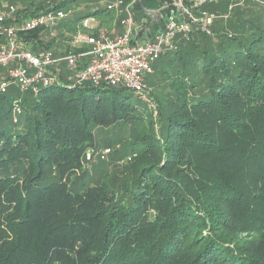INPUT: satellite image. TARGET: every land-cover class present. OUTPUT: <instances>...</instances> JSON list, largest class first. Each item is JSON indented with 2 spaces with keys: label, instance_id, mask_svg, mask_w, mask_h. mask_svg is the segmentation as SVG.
<instances>
[{
  "label": "trees",
  "instance_id": "obj_1",
  "mask_svg": "<svg viewBox=\"0 0 264 264\" xmlns=\"http://www.w3.org/2000/svg\"><path fill=\"white\" fill-rule=\"evenodd\" d=\"M77 1L8 0L16 20ZM118 1L20 38L63 55L79 29L113 36L127 6L148 37L178 11ZM183 2L214 17L154 62L150 104L76 83L65 62L51 67L58 83L0 96V264H264V0ZM106 147L112 176L87 165Z\"/></svg>",
  "mask_w": 264,
  "mask_h": 264
},
{
  "label": "built area",
  "instance_id": "obj_2",
  "mask_svg": "<svg viewBox=\"0 0 264 264\" xmlns=\"http://www.w3.org/2000/svg\"><path fill=\"white\" fill-rule=\"evenodd\" d=\"M201 2L196 1L195 5ZM174 4L178 11L167 15L165 27L153 37H140L137 34L139 24L130 5L126 7V15L122 19V33L115 37L106 34L96 36L79 29L67 41L71 48L63 55H57L52 49L38 52L28 49L20 33L40 27L53 29L69 18L71 10L52 9L16 20L17 7L8 4L0 9V37L3 38L0 43V96L12 85L23 92L32 90L37 93L42 87L58 83L59 77L51 67H59L61 62H65L70 72L69 78L76 83L124 85L139 98L147 99L146 79L154 72V62L165 51L177 49L176 39L179 36L189 37L196 26L206 29L208 21L214 17L206 11L201 15L193 14L183 0H175ZM94 21L95 18L90 17L80 24L92 28ZM82 45L87 49L74 51V48ZM21 112L22 108L17 104L14 121L18 120ZM110 152V147L88 151L87 165H91L97 157L105 159Z\"/></svg>",
  "mask_w": 264,
  "mask_h": 264
},
{
  "label": "rangeland",
  "instance_id": "obj_3",
  "mask_svg": "<svg viewBox=\"0 0 264 264\" xmlns=\"http://www.w3.org/2000/svg\"><path fill=\"white\" fill-rule=\"evenodd\" d=\"M117 2L119 3L118 0H78L77 2L71 3V5L68 8H66V10H71L70 16H69V18L61 21L59 24H61L62 22L70 20L71 18H73L78 13H83L84 14V12L92 11L95 6L96 7H98V6L103 7V6H107L108 4H111V3H116L117 4ZM202 2H203V0H202ZM156 15H158V13H156ZM96 22H97V20H95L92 23V25L93 26L96 25L95 24ZM54 29L56 31L57 30V26L54 27L52 30H54ZM70 34L72 35L73 33H70ZM69 39L70 38L67 37V40H69ZM67 40H65V41H67ZM143 100L146 101L148 104H150L148 98L147 99H143ZM101 149L102 148H100L98 151H100ZM118 149H122V147L120 146ZM113 157H119V153H116V156L110 154V155H108V157H106L105 160H103L101 162L99 161V158L97 157L96 160H94L95 165H97L95 167V169L100 168V169L106 171L107 173H109L110 176H112V174L114 173L115 167L117 166L116 162L113 159ZM126 161L127 160H123L122 162H126ZM122 162H120V163H122ZM93 173H95V171Z\"/></svg>",
  "mask_w": 264,
  "mask_h": 264
},
{
  "label": "crops",
  "instance_id": "obj_4",
  "mask_svg": "<svg viewBox=\"0 0 264 264\" xmlns=\"http://www.w3.org/2000/svg\"><path fill=\"white\" fill-rule=\"evenodd\" d=\"M196 1H198V0H196ZM8 4H10L9 2H8V0H0V9H2V8H4L5 6H7ZM177 10H178V8H177ZM149 14H153L154 15V18H156L157 17V15L155 14L156 13V11L155 10H148L147 11ZM97 23L98 22H96L95 24L97 25ZM138 24H139V29H138V32H137V34L141 37V35H140V30L142 29V25H141V23L138 21ZM147 30H149V29H147ZM162 30V29H161ZM160 30V31H161ZM122 31H123V26L121 27V26H117L112 32H113V37H115V36H117V35H119L120 33H122ZM3 39V38H2ZM0 40H1V38H0ZM3 41V40H2ZM2 41H0V43L2 42ZM3 72H5V71H3Z\"/></svg>",
  "mask_w": 264,
  "mask_h": 264
}]
</instances>
